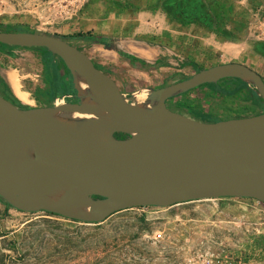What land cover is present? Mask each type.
<instances>
[{
	"label": "water",
	"instance_id": "95a60500",
	"mask_svg": "<svg viewBox=\"0 0 264 264\" xmlns=\"http://www.w3.org/2000/svg\"><path fill=\"white\" fill-rule=\"evenodd\" d=\"M0 43L55 54L76 98L22 105L0 93V198L12 207L98 222L131 206L225 195L264 202V80L248 64L198 67L149 88L146 100L124 94L63 36L0 28ZM224 77L250 84L262 109L205 119L166 104L172 95Z\"/></svg>",
	"mask_w": 264,
	"mask_h": 264
},
{
	"label": "rangeland",
	"instance_id": "374dc122",
	"mask_svg": "<svg viewBox=\"0 0 264 264\" xmlns=\"http://www.w3.org/2000/svg\"><path fill=\"white\" fill-rule=\"evenodd\" d=\"M158 4V0H0V28L35 29L63 36L117 79L124 94L138 98L147 96L149 88L189 75L196 65L227 61L232 54L264 77V0H203L206 21L219 37L239 41V49L219 47L214 38L200 33L204 29L197 23L186 26L158 12H143L157 10ZM195 4L193 10L197 11L199 4ZM118 12H123L124 18H135L139 29L149 30L153 41L162 43L169 54L173 50L178 58L170 59L169 65H144L93 45L84 36L69 35L97 34L109 28L105 16ZM21 50L25 53L18 54L21 57L13 64H18L25 86L35 94L51 90L44 79L53 68L48 59H58L39 47ZM237 50L240 55L236 56ZM187 52L198 54L192 55L196 65L183 62L181 55ZM2 65L7 63L3 60ZM63 78L69 81L66 73ZM222 82L230 88L229 81ZM68 89L73 92L70 81ZM166 102L180 111L186 112L185 108L193 105L220 115L262 109L240 91L218 93L206 85L181 91ZM218 118L224 117L208 116ZM259 204L255 198L225 195L164 206H131L96 222L40 209L19 210L0 198V264H194L192 255L197 252L216 254L228 249L229 253L264 260V208Z\"/></svg>",
	"mask_w": 264,
	"mask_h": 264
},
{
	"label": "crops",
	"instance_id": "0c3cea01",
	"mask_svg": "<svg viewBox=\"0 0 264 264\" xmlns=\"http://www.w3.org/2000/svg\"><path fill=\"white\" fill-rule=\"evenodd\" d=\"M159 2V7L157 10L153 9H145L143 12L146 14H153L154 12L162 14L164 18L167 20H170L172 22L176 23H183V25L186 23V26L193 25L194 23H197L198 25L201 26L203 31L200 33L204 36H207L206 38H211L213 39L215 44L218 45L219 47L223 46H228L229 48H238L239 49V41L237 40H226L224 38L219 37V34L213 30L211 27L207 26L203 22H200L199 20H185L182 19L179 16H176L174 14L169 13L162 7V4ZM121 11V10H119ZM126 13L130 12L129 10H124ZM114 14V13H113ZM146 14V15H147ZM123 12H118L116 15H113L111 17H106L105 16V21H109L110 25H108L109 28H106L104 30L99 31L96 35H104L106 40L105 42H96V41H91L92 44L94 45H101L104 49L107 50H113L115 51L120 57H123L127 59L130 62L138 61L140 64L144 65H150V66H156L157 64L159 65H169L170 62H172L170 59H176L178 58L177 56L173 55V50L171 51V54H169L165 49H167L162 43H158L153 41V37H151V34H149V30H143L139 29L137 27V23L135 18H124ZM108 24V22H107ZM188 24V25H187ZM94 34V33H93ZM26 48L25 46H0V79L7 85L8 89L13 93L14 96H16L19 101L23 104L27 105H39V104H49L52 103V98L50 95H44V94H35L32 93L31 89L29 87L25 86L23 83V80L21 77V74H19V66L18 64H13V61H16L19 56L18 54H23L25 53L24 49ZM236 48V49H237ZM222 50V49H221ZM224 50V49H223ZM84 51V50H83ZM86 52V51H85ZM87 53V52H86ZM176 53V52H175ZM125 54H129L133 57V59H128V57ZM178 54V53H177ZM89 55V54H88ZM179 55V54H178ZM192 55H198V54H187L185 56L181 55L183 58V62H191L197 64L195 61V58ZM235 55H240V51L237 50ZM90 56V55H89ZM202 56V55H200ZM199 56V57H200ZM203 57V56H202ZM237 58V57H236ZM5 61L7 65H2V61ZM225 60H237L233 58V54L231 58L225 59ZM179 63V62H178ZM181 63V62H180ZM97 64V63H95ZM213 64V63H212ZM98 65V64H97ZM99 66V65H98ZM114 78V77H113ZM227 78V77H225ZM115 79V78H114ZM12 80V81H11ZM117 80V79H115ZM29 83V82H28ZM32 85L33 82H30ZM199 85H206L208 88L211 89V86L209 84H199ZM197 85V86H199ZM15 86V87H14ZM197 86H194L192 88H196ZM31 88V87H30ZM189 88V89H192ZM212 90V89H211ZM24 94L26 97V100L23 101L20 98V94ZM177 111H180L178 108H173ZM189 108H192L194 112H198L199 114L203 115V118L208 119L209 115H216V116H222V117H229V116H237V115H220L218 113L209 111V110H204V109H199L196 106L191 105ZM185 111H180L183 112L187 115L194 116L192 115L188 109ZM249 114V113H246ZM245 115V114H243ZM199 118V117H198ZM253 199V198H252ZM259 201L261 204H259L260 207L264 208V202Z\"/></svg>",
	"mask_w": 264,
	"mask_h": 264
},
{
	"label": "trees",
	"instance_id": "16d2710c",
	"mask_svg": "<svg viewBox=\"0 0 264 264\" xmlns=\"http://www.w3.org/2000/svg\"><path fill=\"white\" fill-rule=\"evenodd\" d=\"M160 3L162 4V7H164V9L166 11H168L171 14H174L176 16L181 17L182 19H185L187 21L189 20H199L200 22H203L204 24H206L207 26L211 27L213 30L214 28L212 26H210L209 22L206 21L204 15H202L203 10H202V5H203V0H160ZM195 3L199 4V10H193L196 6ZM197 8V7H196ZM202 10V11H201ZM30 30H35V29H30ZM70 36H84L86 39L90 40V41H96V42H105L106 38L104 35H96L93 34L91 31H86V32H76L75 34H69ZM5 46L6 44L0 43V46ZM9 46H13V45H9ZM34 47V46H33ZM41 49H43L45 52L50 53L48 50H46L43 47H39ZM51 54V53H50ZM54 57H56L58 59V62H56L55 60L52 59V57H50L48 60H50L48 62L49 65L51 66V71H49V75H45V80L48 82V86H50L51 90V94L50 97L53 98L55 95L61 93V92H66L68 89V79L65 80L63 78V73H66L68 75V71L65 68V66L63 65L62 61L60 58H58L55 54H51ZM128 59H133V57L129 54H125ZM193 64V63H192ZM196 65V64H194ZM201 66H197L195 68H198ZM59 68V70H58ZM60 68L63 71V73H60ZM46 74V71H45ZM49 77V78H48ZM264 80V77H263ZM224 83V81H229L231 83V85L229 86L230 88L227 87H223V85L221 84V82ZM204 84H209L211 86V89L215 92L218 93H234L236 91H240L241 93H243V97H246L250 100V102L254 105H258V104H262L261 100L259 98V96L256 94L254 88H252V86L248 83H246L245 81L237 78V77H227V78H221L219 80H217L216 82H207ZM0 93H2L4 96H6L7 98H9L10 100H12L15 103L18 104H22V105H27V104H23L19 101V99L13 95V93L8 89L7 85H5V83L0 79ZM191 107V105H190ZM188 111L192 114L195 115V117H199V118H203L202 114H199L198 112H194V110H192V108H189V106H187ZM197 114H199L200 116H197ZM206 119V118H205ZM4 201V200H3ZM5 202V201H4ZM6 205H9L8 203L5 202ZM49 212V211H48ZM73 219V218H71ZM76 220V219H75Z\"/></svg>",
	"mask_w": 264,
	"mask_h": 264
},
{
	"label": "built area",
	"instance_id": "2783aa9c",
	"mask_svg": "<svg viewBox=\"0 0 264 264\" xmlns=\"http://www.w3.org/2000/svg\"><path fill=\"white\" fill-rule=\"evenodd\" d=\"M68 94H62L58 97L56 96L55 101H60L65 99ZM229 251V249H228ZM227 250L220 251L216 254L207 252H197L192 255L194 264H264V260L252 259L251 257H246L240 253H229ZM232 254H235L232 256Z\"/></svg>",
	"mask_w": 264,
	"mask_h": 264
},
{
	"label": "bare ground",
	"instance_id": "6f19581e",
	"mask_svg": "<svg viewBox=\"0 0 264 264\" xmlns=\"http://www.w3.org/2000/svg\"><path fill=\"white\" fill-rule=\"evenodd\" d=\"M11 81H12V80H11ZM74 82H75V85L78 86V87H83V86H84L83 80H81V79H79V78H75V79H74ZM14 87H15V86H14ZM141 93H142V92H141ZM19 94H20V98H21V100L25 101V100H26V97L24 96V94H21V93H19ZM142 98H143V99H146V100H151V99L149 98V96H145V95H144V97H142ZM71 115H73V116H80L81 114L78 113V112H72Z\"/></svg>",
	"mask_w": 264,
	"mask_h": 264
},
{
	"label": "flooded vegetation",
	"instance_id": "af4514ba",
	"mask_svg": "<svg viewBox=\"0 0 264 264\" xmlns=\"http://www.w3.org/2000/svg\"><path fill=\"white\" fill-rule=\"evenodd\" d=\"M60 72H61V68H60ZM44 89V88H43ZM42 93H40V94H46V95H50L51 94V92H50V90L48 89V90H45V91H41ZM62 94H68L69 96H66L65 97V99H70V100H75L76 98H75V96L73 95V92L71 91V90H67L66 92H61L60 93V95H62ZM55 96H58V95H55ZM54 96V97H55ZM73 96V97H72ZM167 103V102H166ZM254 105V104H253ZM258 105H260L261 107H262V104H258ZM171 108V107H170ZM174 108V107H173Z\"/></svg>",
	"mask_w": 264,
	"mask_h": 264
}]
</instances>
